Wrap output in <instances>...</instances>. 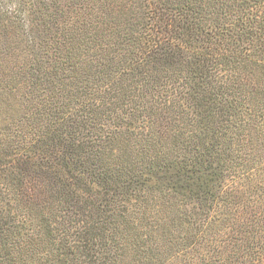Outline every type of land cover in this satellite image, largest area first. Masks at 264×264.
<instances>
[{
	"label": "trees",
	"instance_id": "16d2710c",
	"mask_svg": "<svg viewBox=\"0 0 264 264\" xmlns=\"http://www.w3.org/2000/svg\"><path fill=\"white\" fill-rule=\"evenodd\" d=\"M0 264H264V0H0Z\"/></svg>",
	"mask_w": 264,
	"mask_h": 264
}]
</instances>
